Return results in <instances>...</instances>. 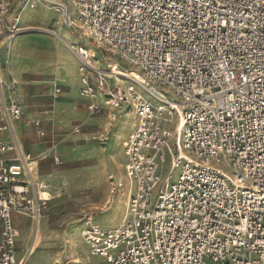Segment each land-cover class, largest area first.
<instances>
[{"label": "built area", "instance_id": "obj_1", "mask_svg": "<svg viewBox=\"0 0 264 264\" xmlns=\"http://www.w3.org/2000/svg\"><path fill=\"white\" fill-rule=\"evenodd\" d=\"M25 6L55 8L63 28L140 74L111 85L115 77L91 61L90 47L73 49L90 114H134L123 142L126 184L118 186L127 208L115 228L89 218L80 235L91 256L104 264H264V0ZM11 9L0 0L7 48L22 32L18 18L7 21ZM15 90L0 78V264H27L20 221L38 227L51 202L15 130L23 117ZM61 96L56 85L53 98ZM34 127L45 136L39 121Z\"/></svg>", "mask_w": 264, "mask_h": 264}, {"label": "rangeland", "instance_id": "obj_2", "mask_svg": "<svg viewBox=\"0 0 264 264\" xmlns=\"http://www.w3.org/2000/svg\"><path fill=\"white\" fill-rule=\"evenodd\" d=\"M24 5L25 0H19L14 16L23 19L27 12ZM12 10L7 15L10 19ZM29 16L33 20L20 19L22 32L13 45L6 52L5 47L0 49V54L5 53L3 72L17 80L16 91L21 88L24 95V123L19 129L24 130V146L34 155L36 176L47 184L51 197L40 232L30 224L24 231L22 251L29 253L27 264H104L91 256L80 231L90 217L102 229L115 228L123 220L127 199L125 189L120 191L118 186L126 184L123 142L132 130L134 115L126 111L114 114L106 108L100 114H90L79 93L75 54L54 31L78 48L90 47L101 69L109 70L114 62L122 69L135 68L82 37L80 30L63 29L53 7L39 6ZM120 83L111 81V85ZM54 84L63 87L61 99L51 95ZM35 121L40 122L45 136L35 129ZM169 169L168 163L165 173ZM33 243L35 249L30 253Z\"/></svg>", "mask_w": 264, "mask_h": 264}, {"label": "crops", "instance_id": "obj_3", "mask_svg": "<svg viewBox=\"0 0 264 264\" xmlns=\"http://www.w3.org/2000/svg\"><path fill=\"white\" fill-rule=\"evenodd\" d=\"M18 2H19V0H14V4H13V6L15 7L13 10H12V14L10 15V17H12L11 19L9 18V16H7L6 18H7V21H8V23H11L15 18H18L19 19V21H20V19H21V17H17V16H14V13L16 12V10H17V4H18ZM12 6V7H13ZM25 6V5H24ZM25 8L27 9L26 11V13L24 14V16L22 17L23 19H21V20H23L24 22H27V20L29 19H31V20H33L32 19V17L31 16H29V14H30V12H32V11H34L35 9H30V8H28L27 6H25ZM44 26H46V25H44ZM59 26H61L60 24H59ZM64 29V28H63ZM62 29V30H63ZM54 33L56 34L57 32L56 31H54ZM62 37V36H61ZM64 37V36H63ZM18 38V37H17ZM63 40L66 42V44L68 45V47L70 48V46H69V44L70 45H72V43L71 42H68V41H66V38L64 37L63 38ZM64 42V43H65ZM69 43V44H68ZM18 44H20V43H18L17 42V44H16V46L18 45ZM18 46H20V45H18ZM2 47H5V52L7 51V47H6V45H5V43H2L1 45H0V49L2 48ZM20 48H21V46H20ZM71 49V48H70ZM21 49H19V51H20ZM72 50V49H71ZM74 53V52H73ZM5 54V53H4ZM4 54H0V78H2V79H4L6 82H8L9 84H13V83H15V85H16V87H17V80L16 79H14L13 78V80L11 79V78H8L6 75H5V73L3 72L4 70H3V60H2V57H3V55ZM17 54H18V51H17ZM75 54V53H74ZM75 57L73 58V64L77 67L78 66V71H79V67H80V63H79V60H78V58L76 57V54L74 55ZM13 65V64H12ZM11 69V68H10ZM77 71V70H76ZM79 76H80V74H79ZM80 78H81V76H80ZM67 81H68V79H67ZM56 85H58V84H54L53 86H52V90H51V95H52V97H53V92H54V89H55V86ZM58 86H60L61 88H62V96H63V93H64V90H63V87L61 86V85H58ZM80 87H81V81H80V79H79V90H80ZM18 90V89H17ZM15 97L17 98V100H18V102H19V105H20V107H21V110H22V113H23V117H22V119L21 120H19V121H17L16 122V124H15V130L17 131V134H18V137H19V139H20V142H21V144H22V146H23V148H25V146H24V130L23 129H21V131L19 130L20 129V126H21V124H23L24 122H23V120H24V116H25V113H24V107H23V102H22V99H23V96L24 95H22V93H21V88L18 90V92L15 90ZM62 96L60 97V99L62 98ZM86 103H87V100H86ZM86 103H85V107H86ZM29 153H31L27 148H25ZM32 154V153H31ZM20 223H21V227H22V230H23V232L25 231V230H27V228L29 227L28 225L30 224V221L29 220H27V219H23V220H21L20 221ZM25 242H23L22 244H21V247H23Z\"/></svg>", "mask_w": 264, "mask_h": 264}, {"label": "bare ground", "instance_id": "obj_4", "mask_svg": "<svg viewBox=\"0 0 264 264\" xmlns=\"http://www.w3.org/2000/svg\"><path fill=\"white\" fill-rule=\"evenodd\" d=\"M32 29V28H31ZM47 33L49 32V33H52V31H50V30H48V31H46ZM52 34H54V33H52ZM58 33H56V34H54L55 36H57L61 41H63V42H65L64 40H63V38L64 37H61L60 35H57ZM65 44H66V42H65ZM69 44V43H68ZM69 46H70V48L72 49V51H73V49H76L77 51H79V49L80 48H78V47H76L74 44H72V45H70L69 44ZM74 52V51H73ZM75 53V52H74ZM76 54V53H75ZM92 54H93V56H95L94 55V52L92 51ZM91 61L92 62H95V64L96 63H99V61L98 60H96V59H91ZM110 67H112V70H111V68H110V70H103L104 72H107L109 75H113L114 77H115V82L116 83H120V82H123V79H122V75H127V76H130V77H134V78H138V77H140V74L138 73V71L135 69V70H127V69H122L121 67H120V65H118L117 63H112V64H110L109 65ZM132 114H133V112H131ZM134 115V114H133ZM37 165V164H36ZM119 206V205H118ZM40 226H41V222H40V224H39V226H38V231H37V233L38 232H40L39 230H40ZM35 243H36V241H35ZM36 245V244H35ZM35 245H34V243H33V245H31V248L29 249V252L30 253H32V251L35 249ZM29 254V253H28Z\"/></svg>", "mask_w": 264, "mask_h": 264}]
</instances>
